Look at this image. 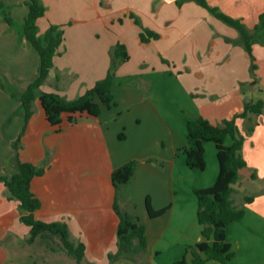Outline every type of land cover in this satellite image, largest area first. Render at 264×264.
<instances>
[{"label": "crops", "instance_id": "crops-1", "mask_svg": "<svg viewBox=\"0 0 264 264\" xmlns=\"http://www.w3.org/2000/svg\"><path fill=\"white\" fill-rule=\"evenodd\" d=\"M1 1L12 13L16 10L18 15V18L16 15L17 19L12 18L13 25L8 24L7 31L9 30L10 35H15L17 31L18 45L27 47L29 42L21 32L28 13L24 0ZM92 1L42 0L47 8L45 18L49 16L51 20L46 28L50 25L61 27L63 22L58 19L60 14H75L74 16L82 24H87L86 21L90 18L95 20L97 13L92 8ZM130 1L133 2V0ZM138 1L140 5L136 2V6H140L139 10L156 16V20L147 28L159 34L160 39L158 40H165L164 42L170 46L180 48L183 44L190 43L196 48L206 43L210 37L211 28H208L207 22L214 28L216 17L213 18L209 10L196 0H185L181 6L176 3L179 0ZM206 1L227 16L239 20L245 26L247 33L246 37H242L240 32L230 37L229 28L224 27L227 34L224 37L228 40L233 39L235 42L238 40L242 45L238 50V58L241 60H237V65L242 66L243 75L240 77L234 70L232 73L237 77L227 80L233 89L227 91L226 102L214 106L211 111H206L208 113L203 115L214 125H219L224 120L232 119L236 114L241 113L245 102L251 101L250 96L256 91L264 92L258 84L264 82V18H261L264 16V0ZM41 20L38 22L39 32L44 34L42 32L48 29L41 26ZM63 29L65 36L67 34L69 37L70 31L67 27ZM79 32L82 33L83 29ZM246 41L250 44L252 41L256 42L251 44V50L258 67L255 72L252 71V77L251 72L248 71V63H246L250 55L245 49ZM65 43L66 38L56 57L62 55ZM114 44L113 41L80 39V43L74 45V55L84 63L93 64L96 67L100 62L108 59L107 54H111ZM59 59L54 61L53 69L56 73L62 70L58 65ZM235 60L230 56L226 59L228 64L233 63L236 67ZM240 83L247 84L244 93H241ZM222 91L226 90L222 88ZM235 91L240 92L236 94ZM33 109L34 114L26 127L24 124L23 134L19 138H21L20 159L23 162L41 166L48 160L46 172L42 176L35 177L31 183L32 192L42 204L41 209L36 212V217L48 223L63 222L69 226L71 240L75 243L84 242L86 245L82 264H110L109 254L118 251L117 229L120 220L114 210L116 189L111 176L116 168L132 160H138L137 169L131 181L121 186L118 203L121 209L135 215L146 227L148 243L145 250L135 249L125 253L113 264H118L120 261H126L129 264H153V261L163 254L161 244L169 241L175 242L179 248V251L173 252L174 257L171 256L170 259L172 262L176 258L177 261L172 263L175 264L185 256L189 246L203 241L202 228L197 219L198 204H184V213L182 211L180 218H177L175 216L176 204H166L165 197H163V202L157 201V195L160 196L161 192L159 171L153 163L148 161L150 158H155L154 154L148 152L147 143L126 147L105 132L102 125L104 108L99 118L84 114L78 117L75 124L69 123L67 116H64L63 123L57 127L52 126L46 120L40 101L37 106H33ZM83 117L85 120L81 119ZM123 126L126 127V125ZM253 126L254 131L249 133L248 130ZM238 128L240 134L245 137L242 154L247 167L240 171V179L233 185V188L234 196H237L239 200L235 205L239 209H244L245 216L227 227V242L231 246L233 257L223 264H264V111L259 116L250 114L249 119L238 120ZM124 138L126 139V136ZM227 143L230 144L231 141ZM209 153L213 172L209 177L203 178V183L199 184L197 189L212 187L217 181L219 163L215 144L214 146L209 143L205 144L206 168ZM10 166L16 172L13 161H10ZM253 174H256V179L252 178ZM246 197H253V201L246 203ZM147 198L150 199L154 211L168 210L159 217L151 218L146 210ZM9 202L13 201L3 199L0 204ZM166 214L171 215L169 221L159 223L160 218ZM17 216L20 220V211ZM24 226L27 229L22 227L20 230L23 231V237L27 239L30 229ZM183 228L189 233L181 232ZM6 241L7 237L0 236V264H78L70 256L61 258L62 256L57 254H52L48 263L44 259L48 255L44 257V254L42 255L44 258L39 262L37 256L32 255L30 250L27 251V256H23L14 241L8 244ZM135 245L137 247L138 243L136 242Z\"/></svg>", "mask_w": 264, "mask_h": 264}, {"label": "rangeland", "instance_id": "rangeland-1", "mask_svg": "<svg viewBox=\"0 0 264 264\" xmlns=\"http://www.w3.org/2000/svg\"><path fill=\"white\" fill-rule=\"evenodd\" d=\"M136 2L140 5L138 0L133 2L93 0L91 5L97 14L95 20L90 18L86 21L87 24L79 22L75 14H60L58 19L63 22L62 26L70 31L69 37L67 34L65 36L66 43L62 49V55L55 58V60L60 58L58 65L62 70L56 73L53 69L50 78L41 87L39 93L57 92L68 100L79 98L97 81L106 77L112 68L114 48L118 43H123L130 59L127 62H119L113 69L115 74L113 94L117 106L111 110L104 108L102 125L104 131L122 142L123 146L148 144V152L155 156L148 161L153 163L159 171L161 192L160 196L157 195V201L163 202L165 197L166 204H176L175 216L180 218L182 211L184 213V204H197L194 190L203 183V178L209 177L213 172L210 153L208 167L204 171L187 167L183 152L185 147L190 146L186 125L190 119L203 116L214 106L226 102L227 91L233 89L227 80L237 77L232 73L234 70L240 77L243 75L242 66L237 65L238 50L242 45L238 40L235 42L233 39L228 40L224 37V35L227 36L225 28H229L230 37L240 31L209 11L213 18H217H215L214 28L207 22L208 28H211L210 37L206 43L196 48L190 43L177 48V46L168 45L164 42L165 40H151L149 43H143L141 34L150 31L147 27L152 25L156 16L139 10L140 6H136ZM208 4L211 6L209 2ZM16 15V10L13 13L10 11L11 18H16ZM135 19L138 20V24L135 23ZM41 22V26L48 29L46 27L51 20L48 16ZM7 28L8 23L0 12V176L11 177L15 174V170L10 166L14 156L13 145L20 135L22 136L25 124L22 104L11 94L14 92L21 95L29 83L35 79L40 58L29 43L27 47L19 46L18 32L14 30L16 34L10 35ZM80 29H83L82 33L79 32ZM45 31L42 33L45 34ZM80 39L113 41L115 46L111 49V54H107L106 62H100L95 67L93 64L84 63L74 55V45L80 43ZM252 43L256 42L252 41ZM228 56L236 59V67L233 63L228 64L226 61ZM248 57L246 63L252 77L253 64L257 66V63L253 55ZM258 84L264 91V82ZM246 86L245 83L239 84L241 93H244ZM222 88L226 91L223 92ZM239 92L235 91L236 94ZM250 100H264V92L256 91L250 96ZM38 102L37 98L34 106H37ZM81 119L85 120V117ZM122 136H126V139ZM209 144L214 146V143L209 142ZM132 161L138 162V160ZM47 164L48 160L37 167ZM3 199L8 200V191L0 181V202ZM233 199L235 204L239 202L237 196ZM12 201L0 204V236L7 237L6 244L14 241L23 256H27L26 253L30 250L32 255L37 256L39 262L46 255L48 256L44 259L47 263L51 260L52 254L62 256L61 258L69 256L62 249L57 237L38 238L33 244H29L27 242L29 238L23 237V231L20 230L22 227L27 229L17 216L20 204L17 200ZM170 216L166 214L158 222L169 221ZM181 232L189 233L185 228ZM21 237L23 238L20 239ZM161 245L163 254L156 258L153 264H172L173 261H177L176 258L172 262L170 259L175 250L179 251L178 245L172 241ZM118 264L129 263L120 261Z\"/></svg>", "mask_w": 264, "mask_h": 264}, {"label": "trees", "instance_id": "trees-1", "mask_svg": "<svg viewBox=\"0 0 264 264\" xmlns=\"http://www.w3.org/2000/svg\"><path fill=\"white\" fill-rule=\"evenodd\" d=\"M201 6L212 12L218 19L237 28L242 37L247 33L239 20H235L222 13L218 8L211 7L206 0H196ZM184 0L177 1L181 5ZM28 13L22 25V35L36 50L40 58L37 76L31 81L26 90L11 96L21 102L25 113V127L34 114V102L37 98L45 113L46 120L54 127L61 126L64 116L71 124L78 121V117L84 114L99 118L103 108L112 109L117 106L113 94L115 74L113 69L119 62H127L130 59L124 44L118 43L113 51V64L105 78L97 81L85 94L74 100H68L57 92L39 93L41 87L49 78L54 67V61L65 41V30L57 25H50L44 35L39 32L38 22L46 17L47 8L42 0H24ZM0 12L9 25H13L10 9L0 0ZM261 18H264L262 16ZM138 24V20L135 19ZM157 33L146 31L141 34L143 43L158 40ZM245 49L252 56L251 44L246 41ZM253 59V58H252ZM254 60V59H253ZM257 66L253 64L252 71ZM264 111V101H246L241 113L232 119L224 120L219 125H214L207 118L197 116L187 122V139L190 146L183 149L186 165L193 170L204 171L206 169L205 144L214 143L217 150L219 163V175L216 183L209 188L194 190L197 199V219L202 228L203 241L189 246L185 256L175 264H209L211 262L223 264L233 257L231 246L227 242V227L231 223L241 220L245 216L244 209H239L234 203L235 185L240 179V171L247 167L243 157V145L245 137L240 134L238 120L249 119L250 114L261 115ZM254 126L248 132L252 133ZM122 138H124L122 136ZM231 141L230 144L227 141ZM13 165L16 172L11 177L0 176L8 191V200H17L20 204L21 222L29 227V244H33L38 238L57 237L62 249L78 264L86 253L84 242L75 243L71 240L69 226L63 222H45L37 219L36 212L42 207L41 201L31 190V183L35 177L42 176L47 165L37 167L32 163L23 162L20 159L21 138L13 145ZM138 162L130 161L115 169L111 179L116 189L114 210L119 217L117 229L118 251L109 254V262L113 264L121 259L122 255L135 249L145 250L147 247V230L132 213L121 209L118 203V193L121 186L128 184L134 177ZM256 179V174L252 175ZM253 197H246L245 202L251 203ZM146 208L151 218L163 215L168 209L154 211L151 201L147 198ZM138 243L137 247L135 243Z\"/></svg>", "mask_w": 264, "mask_h": 264}]
</instances>
